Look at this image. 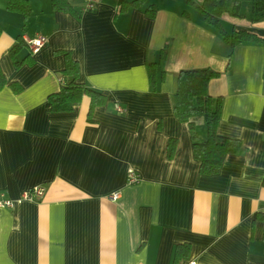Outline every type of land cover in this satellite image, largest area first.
Instances as JSON below:
<instances>
[{"label": "crops", "instance_id": "1", "mask_svg": "<svg viewBox=\"0 0 264 264\" xmlns=\"http://www.w3.org/2000/svg\"><path fill=\"white\" fill-rule=\"evenodd\" d=\"M69 1L73 12L30 0L26 21L0 0V198L14 200L0 210V264H174L185 243L189 256L177 264H264V43L232 48L186 0L125 11L133 0H100L91 11L85 0ZM223 24L264 37V22ZM38 34L48 42L17 68L9 50L18 36ZM164 48L165 78L152 87L146 63ZM62 50L79 62L80 80L106 96L90 117L89 96L71 111H49ZM202 68L221 72L209 83L223 97L219 133L242 142L214 175L200 172L192 131L172 103L180 71ZM196 124L204 140V118ZM170 138L178 140L172 159ZM38 185L43 198H23Z\"/></svg>", "mask_w": 264, "mask_h": 264}, {"label": "trees", "instance_id": "2", "mask_svg": "<svg viewBox=\"0 0 264 264\" xmlns=\"http://www.w3.org/2000/svg\"><path fill=\"white\" fill-rule=\"evenodd\" d=\"M147 0H133L123 3L122 11L128 7H141ZM9 11L22 13L25 20L32 14L30 0H5ZM186 2L198 9L208 24L213 25L223 36L224 40L234 48L240 42L264 43V37L257 33L244 29L228 31L223 20L227 17L243 21L248 25L264 22V0H186ZM54 10L73 12L74 7L69 0H52ZM150 17H155L157 8L154 5L146 9ZM185 16L189 14L184 12ZM2 29L0 27V36ZM27 49L26 56L20 58L21 52ZM17 68L24 64L34 62V54L29 49L28 43L18 36V42L9 50ZM65 56V67L62 69L60 89L49 95V111L66 112L74 109L84 96H89V117L93 110L106 102V96L100 91L87 86L80 80V64L74 59L71 51H59ZM58 52V53H59ZM167 49L160 52L158 61L148 60L147 71L152 87H156L158 78H165V61ZM232 54L229 55L231 61ZM221 76V72L213 68L186 69L180 71L177 78L176 89L172 96L173 110L176 117L188 124L192 131L193 154L200 164V172L205 175L217 174L226 158L230 154L238 153L242 148L239 139L223 136L219 133V124L222 117L223 97H213L209 93V83L214 78ZM6 78L0 69V85L6 84ZM15 92H20L22 87L18 83H10ZM203 117L206 125V138L200 140L196 130V119ZM178 140L170 138L167 143L166 157L172 159L176 152ZM264 183V182H263ZM257 219L264 220V216L258 215ZM190 252V244H180L174 253V264L187 258Z\"/></svg>", "mask_w": 264, "mask_h": 264}, {"label": "built area", "instance_id": "3", "mask_svg": "<svg viewBox=\"0 0 264 264\" xmlns=\"http://www.w3.org/2000/svg\"><path fill=\"white\" fill-rule=\"evenodd\" d=\"M99 1L100 0H85L84 10L85 11L93 10L98 5ZM26 42L28 43L29 48L32 51V53L36 54L46 45V43L48 42V37L43 34H38L37 36L33 38H26ZM116 108L118 111L124 110L122 106L119 104H116ZM139 180H140V177L137 171L131 168L129 171V181L131 183H136ZM45 191H46V187L44 185H38V186L32 187L24 191L23 198L29 199V200L41 199L43 198ZM112 197L117 198L118 194L115 193ZM13 205H14V200L9 199V198H0V210L3 208H12ZM187 264H196V261L190 260L187 262Z\"/></svg>", "mask_w": 264, "mask_h": 264}, {"label": "bare ground", "instance_id": "4", "mask_svg": "<svg viewBox=\"0 0 264 264\" xmlns=\"http://www.w3.org/2000/svg\"><path fill=\"white\" fill-rule=\"evenodd\" d=\"M113 196V195H112Z\"/></svg>", "mask_w": 264, "mask_h": 264}]
</instances>
